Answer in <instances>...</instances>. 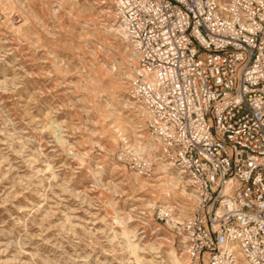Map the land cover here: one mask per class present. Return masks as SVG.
Wrapping results in <instances>:
<instances>
[{"label":"rangeland","instance_id":"374dc122","mask_svg":"<svg viewBox=\"0 0 264 264\" xmlns=\"http://www.w3.org/2000/svg\"><path fill=\"white\" fill-rule=\"evenodd\" d=\"M117 30L108 0H0V264H132L122 229L144 264H189L155 213L185 219L191 189L157 148L141 155ZM166 171L184 193L161 194Z\"/></svg>","mask_w":264,"mask_h":264},{"label":"built area","instance_id":"2783aa9c","mask_svg":"<svg viewBox=\"0 0 264 264\" xmlns=\"http://www.w3.org/2000/svg\"><path fill=\"white\" fill-rule=\"evenodd\" d=\"M108 4L136 54L138 129L192 193L185 219L155 220L190 264H264V0Z\"/></svg>","mask_w":264,"mask_h":264},{"label":"bare ground","instance_id":"6f19581e","mask_svg":"<svg viewBox=\"0 0 264 264\" xmlns=\"http://www.w3.org/2000/svg\"><path fill=\"white\" fill-rule=\"evenodd\" d=\"M117 31L120 34V36L122 37V39H126L125 33L124 34H123V32L121 33L120 30H117ZM156 148H157V146L154 142L149 143V144L148 143H145L142 145L140 144V146H139V150L141 151V155H143V156L147 155V153L150 154L151 152H154L156 150ZM163 171H165L164 168H163ZM164 177H170V178L166 180L165 184H161L162 187L159 189L161 194H164V196H171V194H174V191H179L181 194L184 193V191H183L184 187L181 186L182 183L180 182L179 178H177L176 176H170L167 171L164 173ZM168 201H169V199H168ZM164 203H165V201H164ZM121 234H122V237L125 239V244H126V249L128 251V254L132 258V264H144V262L142 261V259L140 258V255H139L140 249L138 248L137 244H135V238L130 233V231L122 229ZM166 256H167L169 262H171L173 264H179V260H178L179 258H176V256H174V254L167 252ZM165 262H166L165 260H162L161 264H165ZM189 264H190V262H189Z\"/></svg>","mask_w":264,"mask_h":264}]
</instances>
